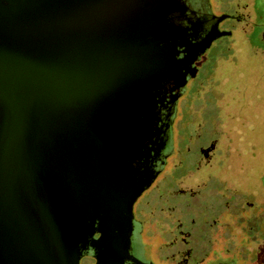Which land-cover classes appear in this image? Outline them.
<instances>
[{"label": "water", "instance_id": "1", "mask_svg": "<svg viewBox=\"0 0 264 264\" xmlns=\"http://www.w3.org/2000/svg\"><path fill=\"white\" fill-rule=\"evenodd\" d=\"M132 5L0 0V264H79L97 211L130 244L114 165L145 134L148 79L179 67Z\"/></svg>", "mask_w": 264, "mask_h": 264}, {"label": "rangeland", "instance_id": "2", "mask_svg": "<svg viewBox=\"0 0 264 264\" xmlns=\"http://www.w3.org/2000/svg\"><path fill=\"white\" fill-rule=\"evenodd\" d=\"M228 2L232 12L245 4ZM254 22L240 28L239 20L228 21L238 26L233 39L204 58L174 109L173 155L155 182L154 206H161L163 226H172L170 245L186 256L200 241L198 227L210 229V240L199 242V264H264V46Z\"/></svg>", "mask_w": 264, "mask_h": 264}, {"label": "flooded vegetation", "instance_id": "3", "mask_svg": "<svg viewBox=\"0 0 264 264\" xmlns=\"http://www.w3.org/2000/svg\"><path fill=\"white\" fill-rule=\"evenodd\" d=\"M131 3L143 8L141 15H145L146 19L153 17L154 25L149 28L147 39L164 47L179 63V67L171 73L163 72L148 79L147 89L142 94L144 110L139 117L143 121L145 134L137 145L132 144L134 135L131 134L132 145L125 148L123 160L114 165L124 179L122 187L125 192L120 201L130 244L121 243L117 231L112 233L108 228L107 215L97 211L88 217L87 227L79 235V264L179 262L184 256L182 251L177 249V245H170L168 240L172 226H163L166 218L161 206H154L157 199L155 182L164 171L163 165L168 164L173 155H169L168 151L173 135L171 123L174 109L190 83L199 75L204 58L213 53L223 39H233L238 26L229 27L226 25L228 21L239 20L241 28L243 24H249L250 17L255 18V38L258 44L264 46V0H244L242 10L235 12L231 11V7L227 8L228 0H131ZM208 37L210 42L206 45L209 46L201 51L199 44ZM227 48L228 45H225L224 49ZM222 49L219 46L215 53L222 52ZM143 183H146L144 191L134 199L133 190ZM201 218L197 222L203 221L209 229L207 218ZM194 237L200 241L206 238L210 240V229L207 231L200 226ZM199 242L195 246L198 253L194 254L195 247L191 248L184 256L187 261L183 264L200 263L203 257ZM137 249L139 254L135 252Z\"/></svg>", "mask_w": 264, "mask_h": 264}, {"label": "trees", "instance_id": "4", "mask_svg": "<svg viewBox=\"0 0 264 264\" xmlns=\"http://www.w3.org/2000/svg\"><path fill=\"white\" fill-rule=\"evenodd\" d=\"M186 119H187V118H186ZM177 139H178V138H177ZM178 141H179V139H178ZM181 141H182V140H181ZM181 141H179V146H180V145H181V143H182ZM202 236H204V234H202Z\"/></svg>", "mask_w": 264, "mask_h": 264}]
</instances>
